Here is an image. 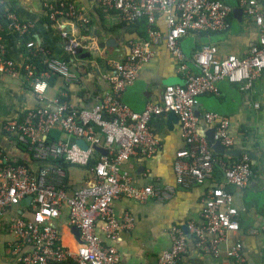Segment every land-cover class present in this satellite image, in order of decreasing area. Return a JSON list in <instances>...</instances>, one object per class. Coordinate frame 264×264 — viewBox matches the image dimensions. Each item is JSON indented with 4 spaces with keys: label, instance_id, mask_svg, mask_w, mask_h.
<instances>
[{
    "label": "built area",
    "instance_id": "built-area-1",
    "mask_svg": "<svg viewBox=\"0 0 264 264\" xmlns=\"http://www.w3.org/2000/svg\"><path fill=\"white\" fill-rule=\"evenodd\" d=\"M0 0V75L13 79L24 78L33 89L36 98L43 102L53 77L66 83L78 80L67 61L56 58L49 50L26 44L27 60H12L4 45V32L29 36L34 28L30 23L18 21ZM94 7L115 12L120 21L131 26L144 18L147 24V40L130 42V50L124 60L111 64L105 79L109 89L92 108L77 109L63 99H55L53 106H40L27 110L21 117L7 120L3 131L17 141L39 164L37 170L14 163L5 158L0 150V217L4 211L19 205L27 198L33 199L31 218H14L11 229L18 243L19 254L23 247H30L20 255V264H66L74 259L77 264H122L117 250L106 245L96 234L97 225L108 241H116L119 234L133 228V219L125 215L114 216L112 206L120 198L140 204L149 201L163 203L171 200L174 187L136 188L131 173L124 165L139 153L151 157L157 153L160 140L151 128L153 116L174 111L179 118L181 137L185 147L178 150L173 161L175 183L188 188L203 185L219 165L225 183L239 189L248 186L253 174L251 159L242 154L235 162L225 164L216 159L207 140L199 134L195 105L197 98L205 94H220V82L227 80L248 88L264 70V4L258 0H236L247 17L259 28V39L245 57L228 55L218 57L217 46H205L191 60L193 71L181 48V40L190 34L221 33L230 28L232 8L222 0H88ZM51 23L80 21L82 19L73 0H59L46 6ZM164 15L168 27L166 45L178 61L179 71L184 73V84L165 87L161 102H148L144 111L135 112L121 101L124 90L135 83L142 65L154 57V47L162 41L155 28L157 15ZM6 25V26H5ZM65 51L76 56L82 45L71 39L66 32ZM42 64L43 70L38 67ZM204 119L214 127V141L229 149L234 141L229 133L230 122L225 117L206 113ZM60 130L75 138L74 143L51 141V133ZM83 139L87 149L77 145ZM95 147L107 151L99 153ZM61 163L90 168L94 184L83 186L73 193L67 190L66 173ZM69 212V223L81 231L82 245L77 255L63 247L60 232L53 223L63 208ZM203 223H189L187 233L183 228L172 227L169 231L170 247L157 264H183L187 250V236L193 239L202 254L219 258L221 245L231 234L240 229L239 211L234 206V195L224 187L211 188L201 211ZM226 255L237 264H246L243 245L236 242Z\"/></svg>",
    "mask_w": 264,
    "mask_h": 264
},
{
    "label": "crops",
    "instance_id": "crops-1",
    "mask_svg": "<svg viewBox=\"0 0 264 264\" xmlns=\"http://www.w3.org/2000/svg\"><path fill=\"white\" fill-rule=\"evenodd\" d=\"M58 1H4L5 9L14 14L18 21L34 26L30 34L32 41L49 50L56 58L67 61L71 71L78 77L71 84L59 77H53L49 82L45 100L40 102L27 80L0 75V150L9 161L27 165L33 170H37L39 164L18 143L17 138L3 131V124L9 119L21 117L27 110L53 106L54 100L58 98L77 109L92 108L108 92L105 76L110 72L111 64L127 57L130 42L147 40L140 39L130 26L120 21L115 12L98 9L88 0H73L80 17L88 21L87 26L80 21L60 25L51 23L47 17L46 6ZM222 1L232 8L228 30L221 33L190 34L181 40V48L193 71L197 69L191 60L205 46H217L219 58L228 55L245 57L249 54L250 47L259 39V28L239 8L237 1ZM258 1L264 4V0ZM155 28L160 32L162 41L154 47L153 59L142 65L135 83L128 86L121 95V101L138 113L144 111L148 102H161L167 86L166 79H184V73L178 69V61L166 45L168 27L164 15L156 16ZM62 32L68 33L71 39L81 43L80 54L71 56L66 53L67 41L62 38ZM109 41L113 45L106 47ZM26 44L25 37L5 30L4 45L12 60L26 62ZM100 45L104 47L100 48ZM195 110L199 134L207 142L208 134L214 133V127L205 121L204 115L213 113L229 120V133L234 144L228 150L232 154L219 155L216 159L231 164L242 154H248L253 167L250 182L243 189L227 185L220 166L215 165L203 185L188 188L176 186L173 161L176 152L185 147L180 122L178 120L170 126L166 116H153L151 128L160 140L157 153L151 157L139 153L124 165V169L131 173L136 188L170 186L176 188V192L171 200L163 203L149 201L140 204L129 199H118L112 206L114 216L117 219L130 216L133 219V228L120 233L114 242L108 241L101 226L97 225V236L106 245L116 248L122 264H157L161 255L170 247L169 231L172 227H181L187 233L189 223H203V200L207 192L216 186L224 187L234 195V206L239 211L240 229L221 245L222 253L219 258L202 254L188 235L183 264H237L226 255L227 249L236 242L243 245L246 264H264V70L248 88L243 84L221 81L220 94L200 95ZM51 141L74 143L75 138L60 130H54ZM61 166L67 175L65 184L70 193L94 184L90 168L74 167L65 163H61ZM32 215L33 199L27 198L19 205L6 209L0 217V264H20V255L30 250V247H23L16 254L18 240L12 232L11 223L14 218H31ZM53 223L60 232L63 247L77 255L82 245V235L80 237L77 227L70 225L68 209L64 207L60 217ZM66 264L77 263L71 259Z\"/></svg>",
    "mask_w": 264,
    "mask_h": 264
},
{
    "label": "water",
    "instance_id": "water-1",
    "mask_svg": "<svg viewBox=\"0 0 264 264\" xmlns=\"http://www.w3.org/2000/svg\"><path fill=\"white\" fill-rule=\"evenodd\" d=\"M111 45H113L112 41H109L108 43H106V47H110ZM103 47H104L103 45H100V48H103ZM78 53L80 54L81 50H79ZM184 83H185V79H183L181 77H169L168 79L165 80L166 85L184 84ZM161 115H164L167 117L168 124L170 126H173V124L179 120L178 115L174 111L163 112ZM76 143L78 146H80L83 149L88 148L87 143L83 139H78ZM208 144L211 147L212 151L217 155L229 156L232 154V151L223 148L218 142L214 141V133L208 134ZM95 150L99 153L107 154V151H105L101 148L95 147ZM77 230H78V233L81 237V231L78 227H77Z\"/></svg>",
    "mask_w": 264,
    "mask_h": 264
},
{
    "label": "trees",
    "instance_id": "trees-1",
    "mask_svg": "<svg viewBox=\"0 0 264 264\" xmlns=\"http://www.w3.org/2000/svg\"><path fill=\"white\" fill-rule=\"evenodd\" d=\"M131 27V30L133 32H135L138 37H140V39H146L147 38V24H146V20L144 18L140 19L139 21L135 22L133 25L130 26ZM26 38V41L27 43L29 41H32V35H29V36H25ZM38 67L40 68V70H43V66L42 64H40L38 61ZM52 140H53V137H52ZM214 156L217 158V157H220L219 155H216L214 154Z\"/></svg>",
    "mask_w": 264,
    "mask_h": 264
}]
</instances>
